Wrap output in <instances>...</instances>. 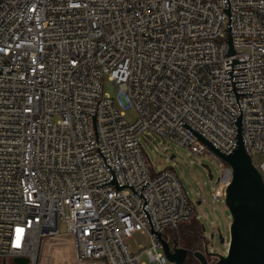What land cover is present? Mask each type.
<instances>
[{
	"label": "built area",
	"instance_id": "1",
	"mask_svg": "<svg viewBox=\"0 0 264 264\" xmlns=\"http://www.w3.org/2000/svg\"><path fill=\"white\" fill-rule=\"evenodd\" d=\"M237 118L264 181V0H0V260L35 264L61 223L76 259L172 264L154 232L194 204L138 135L209 156L216 203L231 169L180 124L228 154Z\"/></svg>",
	"mask_w": 264,
	"mask_h": 264
},
{
	"label": "rangeland",
	"instance_id": "2",
	"mask_svg": "<svg viewBox=\"0 0 264 264\" xmlns=\"http://www.w3.org/2000/svg\"><path fill=\"white\" fill-rule=\"evenodd\" d=\"M104 91L111 97L114 96L113 88L104 82ZM124 119H134L132 110L124 111ZM138 143L141 151L147 157L153 172L164 169H172L176 174L187 198L194 204L195 225H202L208 238L207 252L223 254L228 241L227 226L230 216L223 205V199L214 203L210 198V191L217 176L214 161L205 154L192 155L185 147L179 146L174 141L144 131L138 135ZM170 155L172 156L171 158ZM206 164L213 175L207 177ZM204 196L208 203L196 204V198ZM187 224V223H185ZM59 232L53 235H44L40 239L35 264H94L90 259H76L73 249L72 236L64 232L63 224L58 225ZM217 232L220 233L222 242H219ZM213 237L209 238V234ZM126 244L132 252H138L141 248L149 246L145 234L135 233L126 239ZM143 258V257H142ZM1 264V260H0ZM4 264H16L11 258L6 257ZM103 264V263H101Z\"/></svg>",
	"mask_w": 264,
	"mask_h": 264
},
{
	"label": "water",
	"instance_id": "3",
	"mask_svg": "<svg viewBox=\"0 0 264 264\" xmlns=\"http://www.w3.org/2000/svg\"><path fill=\"white\" fill-rule=\"evenodd\" d=\"M180 125L198 138L231 169V179L225 188L223 197V205L230 216L227 226L228 241L223 254L206 251L207 255L216 254V258L209 264H264V181L251 163L243 146L239 118L235 122V146L228 154H223L184 121ZM171 157L170 155L169 158ZM202 166L206 169L207 177L210 179L211 173L208 166L206 164ZM198 203L196 201V204ZM154 235L161 245L165 258L175 264H180L174 251L169 250L162 233L156 231ZM212 236L211 233L209 237ZM217 237L219 242L223 241L218 232ZM202 240L207 241L204 237ZM11 260L16 264L27 263V259L23 257H13ZM1 264H4V260H1ZM201 264H205L202 257Z\"/></svg>",
	"mask_w": 264,
	"mask_h": 264
},
{
	"label": "flooded vegetation",
	"instance_id": "4",
	"mask_svg": "<svg viewBox=\"0 0 264 264\" xmlns=\"http://www.w3.org/2000/svg\"><path fill=\"white\" fill-rule=\"evenodd\" d=\"M162 236L169 250L174 251L180 264H201V257L205 264H209L216 258V254H206L208 238L202 225H195L194 216L175 228L166 229ZM203 237L207 240L206 242L202 240ZM172 264L175 263L172 262Z\"/></svg>",
	"mask_w": 264,
	"mask_h": 264
}]
</instances>
